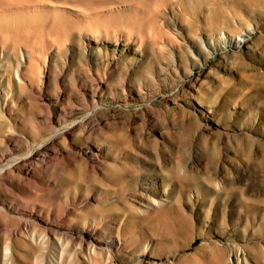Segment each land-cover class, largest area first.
<instances>
[{"label":"rangeland","instance_id":"374dc122","mask_svg":"<svg viewBox=\"0 0 264 264\" xmlns=\"http://www.w3.org/2000/svg\"><path fill=\"white\" fill-rule=\"evenodd\" d=\"M44 143L0 264H264V0H0V165Z\"/></svg>","mask_w":264,"mask_h":264},{"label":"bare ground","instance_id":"6f19581e","mask_svg":"<svg viewBox=\"0 0 264 264\" xmlns=\"http://www.w3.org/2000/svg\"><path fill=\"white\" fill-rule=\"evenodd\" d=\"M11 132V131H10ZM46 144L48 145V143H44L42 145L39 146L38 149H33L31 150L28 154L24 155V156H20V157H16L13 158L12 160H10L9 162H7L4 165H0V174H2L3 172H9L11 171L13 168H16L18 166V164L22 161H27L29 162L30 159H32L34 156H36V154L38 153V151H40L43 147L46 146ZM49 147V146H48ZM45 149V148H44ZM53 154V153H52ZM7 158V157H6ZM33 161V160H32ZM31 162V160H30ZM2 164V163H1ZM35 164V163H34ZM4 176V175H3ZM6 178V177H5ZM33 181V180H32ZM27 182V181H26ZM2 189V188H1ZM28 189V188H27ZM4 194V192H2ZM155 204V203H154ZM157 205V204H155ZM161 206V205H160ZM159 206V207H160ZM23 211V210H22ZM33 212V210L31 211ZM35 216V215H34ZM27 219V218H26ZM30 221V220H28ZM36 223V222H35ZM39 227V226H38ZM42 227V226H41Z\"/></svg>","mask_w":264,"mask_h":264}]
</instances>
